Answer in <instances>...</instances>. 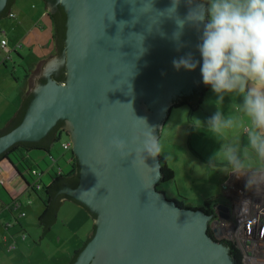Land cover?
Here are the masks:
<instances>
[{
  "label": "water",
  "instance_id": "water-1",
  "mask_svg": "<svg viewBox=\"0 0 264 264\" xmlns=\"http://www.w3.org/2000/svg\"><path fill=\"white\" fill-rule=\"evenodd\" d=\"M12 1L0 0V19ZM45 1L58 27L59 56L0 130V158L17 145L47 148L60 128L69 133L79 171L49 191L42 241L64 198L95 218V232L71 264H235L231 248L210 234L214 216L159 191L160 155L133 165L135 154L121 159L110 146L118 136L134 151L132 142L146 130L138 119L160 140L174 103L196 106L205 87L201 32L176 24L188 14L187 0L175 15L167 11L172 0ZM189 53L197 68L177 70L173 60Z\"/></svg>",
  "mask_w": 264,
  "mask_h": 264
},
{
  "label": "clouds",
  "instance_id": "clouds-1",
  "mask_svg": "<svg viewBox=\"0 0 264 264\" xmlns=\"http://www.w3.org/2000/svg\"><path fill=\"white\" fill-rule=\"evenodd\" d=\"M188 14L176 24L183 30L191 24L201 32L197 48L202 57L203 83L215 94L216 113L207 122L208 133L220 145L213 160L225 173L247 177L249 188L264 184V0H187ZM181 0H172L167 10L177 12ZM172 15V16H174ZM171 17V16H170ZM202 26V27H201ZM181 32L174 33L179 39ZM177 70L194 71L198 62L191 53L173 60ZM229 100L225 114L224 103ZM146 130L133 141V148L113 137L111 148L121 159L135 154L133 165L146 164V157L162 155L161 140ZM192 125L204 124L193 118Z\"/></svg>",
  "mask_w": 264,
  "mask_h": 264
},
{
  "label": "rangeland",
  "instance_id": "rangeland-1",
  "mask_svg": "<svg viewBox=\"0 0 264 264\" xmlns=\"http://www.w3.org/2000/svg\"><path fill=\"white\" fill-rule=\"evenodd\" d=\"M11 22L9 18L1 19L0 28L8 29ZM8 39H11L9 34ZM9 46V48H12L11 43ZM9 48L8 52H11ZM4 55L5 52L0 48V59ZM209 90L204 99V106L199 112H195L191 116L187 107L174 109L160 133L163 147L162 156L166 158L167 164L175 173L174 182L165 184V188L181 201L184 199L185 207L193 209H200L209 198L219 199L223 196L224 186H222L221 181L228 174L222 171L219 165L212 163L213 155L220 147L217 141L208 133L206 128L197 129L190 125L191 117L192 119L198 118L204 123L208 119V113L212 112L216 97L212 90ZM2 104L0 117L3 119L10 118L9 116L12 117L17 106L15 95L9 96ZM59 148L60 146L57 145L56 149ZM39 164L45 172L44 182H50L51 176L47 174V163L40 160ZM28 196L27 194L22 198L26 205L29 204ZM32 197L36 208L41 207L44 209L42 202L44 192L41 190L38 195L32 194ZM0 220H2V217H0ZM38 221L39 217L34 221L32 219L26 220L25 225L28 229L27 244L30 247L28 250H24L26 256L21 264H68L76 250L83 246L87 234L93 228L90 214L72 202H65L62 205L57 223L45 235L43 241L44 233L39 227ZM1 229L6 230L2 224ZM31 247L34 251H31Z\"/></svg>",
  "mask_w": 264,
  "mask_h": 264
},
{
  "label": "crops",
  "instance_id": "crops-1",
  "mask_svg": "<svg viewBox=\"0 0 264 264\" xmlns=\"http://www.w3.org/2000/svg\"><path fill=\"white\" fill-rule=\"evenodd\" d=\"M11 14L15 17L12 18L10 15L7 17L12 21L9 28H0V38L7 39L8 48L10 47L9 44H12V48H9L11 52L4 51L5 55L0 59V111H2V103L9 96L15 95L17 106L15 108L16 112H14L16 114L26 95L34 92L36 84L39 83L47 66L59 55L56 53V47L52 40L53 24L49 16V6L44 0H15ZM8 34L11 35V39H8ZM204 103L205 100L197 112L203 108ZM228 104L229 100L226 98L224 103L225 114L228 111ZM211 111L207 115V121L203 123L206 129L208 120L217 111L216 106ZM15 114H11L13 116H9L10 118L7 119L0 117V129L7 127ZM56 151L61 152L60 148ZM65 156L69 155L66 154ZM33 157L37 161H49L52 164L48 168V173L52 170L57 172L60 167L64 170L69 167L61 158H58L56 162H52L49 156L45 154L37 153L33 154ZM13 163L8 159L0 162V217H2V220H0V264H21L23 262L26 256L24 250H28L30 247L27 244L28 229L25 225L26 220L32 219L34 221L37 217H40L44 210L35 206L32 197V194L35 193L28 186V182L32 183L29 175L19 165L16 167ZM212 163L216 164L214 160H212ZM231 175L233 174L228 173L221 181L222 186L225 187ZM1 181H3V184ZM224 193L219 199L217 198L218 203L225 201ZM27 194L29 195V204L26 205L22 198ZM91 220L94 224L95 220L92 218ZM1 224L7 231L1 229ZM91 231L87 234V238L90 236ZM23 235H26L25 240L22 238ZM32 250L34 251L33 247H31Z\"/></svg>",
  "mask_w": 264,
  "mask_h": 264
},
{
  "label": "built area",
  "instance_id": "built-area-1",
  "mask_svg": "<svg viewBox=\"0 0 264 264\" xmlns=\"http://www.w3.org/2000/svg\"><path fill=\"white\" fill-rule=\"evenodd\" d=\"M10 17L15 16L10 14ZM0 48L8 52L7 39H1ZM71 146V143L63 142L61 147L69 151ZM33 174L39 175L36 170ZM247 179L237 178L235 174L230 176L224 187L223 208L215 206L209 231L216 241L238 251L243 264H264V184L249 188ZM36 185L38 191L42 190L38 179ZM22 238L25 240L26 235Z\"/></svg>",
  "mask_w": 264,
  "mask_h": 264
},
{
  "label": "trees",
  "instance_id": "trees-1",
  "mask_svg": "<svg viewBox=\"0 0 264 264\" xmlns=\"http://www.w3.org/2000/svg\"><path fill=\"white\" fill-rule=\"evenodd\" d=\"M45 1V0H44ZM15 3V0L12 1V3L10 4V6L8 7L7 13L5 15L4 18H7L10 14H11V10L12 7ZM45 3H47L45 1ZM52 24H53V36H52V40L54 42V45L56 47V53L59 55V33H58V27L56 24V20L54 18V15L51 13L49 14ZM1 20V19H0ZM0 35H1V29H0ZM210 87L206 86L205 89L202 91L200 98L196 104V106H194L193 104H188L185 102H181L178 103L177 105L174 106V109H179L182 107H187L190 110V114L191 116L197 112L199 110V108L202 106L204 99L206 97L207 92L209 91ZM31 93L27 94L23 103L25 102V100L27 99V97L30 95ZM22 103V105H23ZM21 105V106H22ZM21 108V107H20ZM20 110V109H19ZM19 112V111H18ZM18 112L15 114V116L11 119V122L13 121V119L17 116ZM192 121V118H191ZM10 122V123H11ZM9 123V124H10ZM9 125H7L8 127ZM7 127H5L4 129H0L1 131H4L5 129H7ZM63 142H68L71 143L70 141V137H69V133L64 129V128H60L58 129L51 141V144L49 147L47 148H27L25 146L22 145H17L15 146L11 151L7 152L2 158H0V162L8 159L11 161V163H15L16 167H18V165L23 169V171L29 175L30 179L32 180V183L28 182V186L30 187L31 191L35 194L38 195V190L36 189V184H37V179L38 182L42 185V191L44 192V199L42 200L43 205H44V210L43 213L41 214V216L39 217V227L42 229L43 233L45 231L46 228V224H42L41 225V220L43 219V217L48 213L50 207H51V200H52V196L50 194V190H52L54 188V186L56 185L57 181L59 180H64V179H72L74 177H76V175L78 174V160L77 157L74 155L73 150H72V146L71 149L69 151H64L62 149V143ZM57 145L60 146V150L61 152H57L56 147ZM191 150L197 155L199 156V154L193 149L191 148ZM45 154L46 156H49L50 160L52 162H56L58 161V158H61L64 162H66L68 164V169L64 170L61 167L59 168V171L55 172L52 174H50L51 176V180L48 183H45L43 180V177L45 172L44 170L40 167L39 161H37L36 158L33 157V154ZM66 154H68L69 156H65ZM161 156V171H162V176L163 179L161 181L160 184H162L163 186H165V184L168 183H173L175 180V173L174 171L168 166L166 159ZM45 163H47L48 168L52 165L49 163V161H44ZM13 163V164H14ZM49 163V164H48ZM36 170L38 171V176L33 174V171ZM48 172V170H47ZM178 199V198H176ZM183 199V198H182ZM64 201H70L64 198H60V202L62 203V205L64 204ZM179 204L186 209H192V210H198V209H193V208H187L184 206V199L183 201H181L180 199H178ZM79 206H81L79 203L71 201ZM218 201L215 198H210L208 200H206L203 204V206L200 208L202 209L205 213H207L208 215H214V207L217 205ZM62 207V206H61ZM61 207L58 209L57 213L55 214V223L52 225V227L50 228L49 232L52 230L53 226L57 223L58 220V216H59V212L61 210ZM82 207V206H81ZM84 209V208H83ZM88 212V211H87ZM89 213V212H88ZM90 214V213H89ZM91 215V218L93 220H95V218ZM48 232V233H49ZM95 232V224H93V228L91 231L90 236L87 238V240L85 241V243L83 244V246H81L76 252L74 257L80 252L82 251L85 246L88 244L89 239L91 238V236L93 235V233ZM231 248V247H230ZM231 256L234 260L235 264H243L242 263V257L240 255V253L234 249L231 248ZM74 257H72V259L70 260L69 264L72 263Z\"/></svg>",
  "mask_w": 264,
  "mask_h": 264
},
{
  "label": "flooded vegetation",
  "instance_id": "flooded-vegetation-1",
  "mask_svg": "<svg viewBox=\"0 0 264 264\" xmlns=\"http://www.w3.org/2000/svg\"><path fill=\"white\" fill-rule=\"evenodd\" d=\"M47 4H48V3H47ZM205 87H206V86H205ZM205 87L203 88V90L205 89ZM203 90H202V91H203ZM181 102H185V101L183 100V101H179V102H177V103H174V105L172 106V109H174V106H175V105H177L178 103H181ZM186 103L190 104V102H186ZM158 189H159V191H162V192L168 194V199L175 200V201L177 202V204H178L180 207H182V206L179 204L178 199H176V197H175L173 194L169 193V192L166 190L165 186H163L162 184H159ZM214 209H215V207H214Z\"/></svg>",
  "mask_w": 264,
  "mask_h": 264
}]
</instances>
